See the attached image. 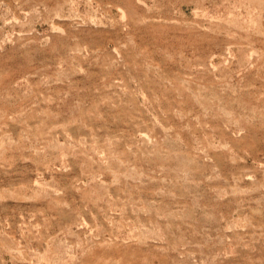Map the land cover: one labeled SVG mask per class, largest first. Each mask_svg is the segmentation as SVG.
I'll list each match as a JSON object with an SVG mask.
<instances>
[{"label":"rangeland","instance_id":"374dc122","mask_svg":"<svg viewBox=\"0 0 264 264\" xmlns=\"http://www.w3.org/2000/svg\"><path fill=\"white\" fill-rule=\"evenodd\" d=\"M0 264H264V0H0Z\"/></svg>","mask_w":264,"mask_h":264}]
</instances>
